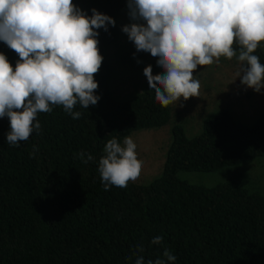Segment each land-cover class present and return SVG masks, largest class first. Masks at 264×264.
<instances>
[{
    "label": "trees",
    "instance_id": "1",
    "mask_svg": "<svg viewBox=\"0 0 264 264\" xmlns=\"http://www.w3.org/2000/svg\"><path fill=\"white\" fill-rule=\"evenodd\" d=\"M73 3L88 15L95 8L114 19L126 0ZM98 32L102 55L118 33L111 25ZM0 53L15 68L18 54L3 41ZM254 54L264 64L262 47ZM123 58L136 66L133 57ZM111 73L103 59L94 75L100 99L87 109L77 105L78 120L54 106L38 114L39 134L34 130L18 146L6 142L9 119L0 118V264H134L137 255L163 258L165 247L176 257L167 264H264V197L233 181L204 186L177 176L264 156V113L245 125L221 108L192 137L174 123L161 173L149 183L106 191L98 172L106 141L122 143L171 119L170 105L161 106L147 82L118 101L108 87ZM80 152L94 160L84 163ZM157 235L162 244L151 243Z\"/></svg>",
    "mask_w": 264,
    "mask_h": 264
},
{
    "label": "clouds",
    "instance_id": "2",
    "mask_svg": "<svg viewBox=\"0 0 264 264\" xmlns=\"http://www.w3.org/2000/svg\"><path fill=\"white\" fill-rule=\"evenodd\" d=\"M130 23L121 30L137 52L156 59L160 74L153 75L146 65L143 74L161 106L181 98L200 96L197 66L219 63L223 56L235 58V78L260 92L264 88V64L256 50L264 45V0H126ZM115 20L97 9L91 15L73 0H0V41L14 50L19 59L15 68L0 53V118L9 119L6 142L18 146L33 131L39 134V113H50L54 106L73 119L100 99L94 75L102 66L98 29L108 31ZM135 55V54H134ZM139 62V61H138ZM131 137L122 143L113 137L103 147L98 172L107 191L110 186L126 188L140 175L143 162ZM38 146H33V153ZM79 158L93 161L91 153ZM154 236L152 244H162ZM137 252H143L137 246ZM163 258L145 261L137 255L134 264H167L176 257L168 248Z\"/></svg>",
    "mask_w": 264,
    "mask_h": 264
},
{
    "label": "rangeland",
    "instance_id": "3",
    "mask_svg": "<svg viewBox=\"0 0 264 264\" xmlns=\"http://www.w3.org/2000/svg\"><path fill=\"white\" fill-rule=\"evenodd\" d=\"M114 20L118 37L105 47L102 56L112 68L108 79L110 92L118 101H125L145 86L147 79L143 68L146 65L152 66L153 75L161 73L162 69L157 67L156 59L150 54L137 52L133 42L121 30L122 25L130 23L127 4L118 11ZM261 44L264 45V41ZM124 56L133 57L136 66H130ZM237 68L235 58L229 60L223 56L218 64L198 65L193 74L201 84L200 96L187 100L181 98L176 104H170L171 119L166 125L134 131L127 136L136 143L138 159L143 162L135 183H149L161 173L174 123L181 124L186 136L192 137L201 131L204 119L221 108L229 110L236 121L245 125L253 124L264 113V88L255 92L242 85L240 78H235ZM177 176L204 186L233 181L264 197V156L209 172L179 171Z\"/></svg>",
    "mask_w": 264,
    "mask_h": 264
},
{
    "label": "crops",
    "instance_id": "4",
    "mask_svg": "<svg viewBox=\"0 0 264 264\" xmlns=\"http://www.w3.org/2000/svg\"><path fill=\"white\" fill-rule=\"evenodd\" d=\"M145 81H146V80H145ZM145 81H144V82H145Z\"/></svg>",
    "mask_w": 264,
    "mask_h": 264
}]
</instances>
